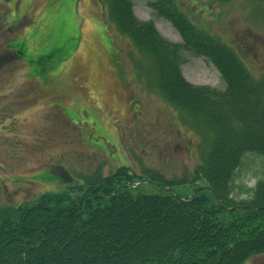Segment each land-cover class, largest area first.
Masks as SVG:
<instances>
[{"label": "rangeland", "instance_id": "374dc122", "mask_svg": "<svg viewBox=\"0 0 264 264\" xmlns=\"http://www.w3.org/2000/svg\"><path fill=\"white\" fill-rule=\"evenodd\" d=\"M151 1L133 0L137 16L181 42ZM177 2L196 25L239 47L264 79V18L252 19L261 16L253 11L258 2ZM106 14L107 0H0V208L86 185L123 165L137 175L151 168L169 180H191L209 149L211 133L164 97L152 60ZM250 30L260 35L254 41L244 39ZM185 56L190 81L225 88L213 62ZM261 176L264 156L247 154L239 179L250 187ZM195 185L172 184L182 196ZM243 264H264V254Z\"/></svg>", "mask_w": 264, "mask_h": 264}, {"label": "trees", "instance_id": "16d2710c", "mask_svg": "<svg viewBox=\"0 0 264 264\" xmlns=\"http://www.w3.org/2000/svg\"><path fill=\"white\" fill-rule=\"evenodd\" d=\"M108 5L119 31L152 58L166 98L212 132L192 179L210 188L186 198L165 187L146 192L134 186L142 176L121 167L86 185L45 192L0 210V264H242L264 253V176L252 187L238 177L247 154L264 156V81L235 50L198 29L176 0L150 5L178 28L181 43L140 19L132 0ZM183 49L208 56L226 88L189 81ZM147 174L164 186L177 182L156 170Z\"/></svg>", "mask_w": 264, "mask_h": 264}]
</instances>
